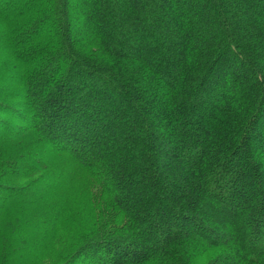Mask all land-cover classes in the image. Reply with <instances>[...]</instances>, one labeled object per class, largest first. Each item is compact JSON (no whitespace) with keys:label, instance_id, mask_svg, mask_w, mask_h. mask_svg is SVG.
<instances>
[{"label":"trees","instance_id":"16d2710c","mask_svg":"<svg viewBox=\"0 0 264 264\" xmlns=\"http://www.w3.org/2000/svg\"><path fill=\"white\" fill-rule=\"evenodd\" d=\"M0 21V51L40 56L23 78L31 146L40 134L92 169L108 264H264V0H0Z\"/></svg>","mask_w":264,"mask_h":264},{"label":"rangeland","instance_id":"374dc122","mask_svg":"<svg viewBox=\"0 0 264 264\" xmlns=\"http://www.w3.org/2000/svg\"><path fill=\"white\" fill-rule=\"evenodd\" d=\"M73 21L77 27L81 26L76 18ZM50 22L46 23V27L55 26L54 21ZM4 28L0 21V30ZM46 29V35H51L49 28ZM206 31L208 35L212 33L209 28ZM39 57L38 51L29 53L26 58L28 63L23 66L13 61L9 53L0 51V104L18 110L11 116L7 115L11 113L0 112V117L3 116L6 122L13 121L8 126L11 129L3 136V141L0 138V194L3 195L0 196V236L7 239V235L1 231L2 224L6 227L4 219L12 218L11 224L7 226L9 230L12 229L11 239L7 241L16 247L14 251L10 250V258L6 262L70 264L81 256L77 263L72 264H108L114 261L115 254L107 250L106 246H110V243L105 239L113 226L105 225L103 230L101 227L96 229L97 207L92 203L90 189L84 184L88 179L92 181V169L83 166L62 145L54 146L40 134L34 140L35 144H30L33 138L32 130L28 133L30 123L40 120L37 111L39 97L36 89H32V97H29L28 85H24L26 81L23 78L31 75L33 67H38L35 63ZM10 62L20 67H10ZM44 66L46 72L43 78L49 83L47 80L55 74L54 64L45 63ZM12 78L15 79L11 80ZM36 82L37 80L30 85ZM162 82L167 87L169 80L166 78ZM84 83L92 86L87 80ZM18 92L22 98L17 97ZM18 118H25L26 123H20ZM127 129L136 131V127L132 125H128ZM50 167L53 170L47 169ZM57 187H61L58 192L55 191ZM112 191L116 192L114 189ZM12 192L23 197L16 214L15 210L6 209L8 202H15L10 199ZM54 201L60 204L56 203L53 207ZM110 214H114L112 207ZM46 236L48 241L44 243ZM49 248L52 249L48 250ZM62 248L63 251L68 249L65 254H62ZM55 249L57 251L53 253Z\"/></svg>","mask_w":264,"mask_h":264}]
</instances>
